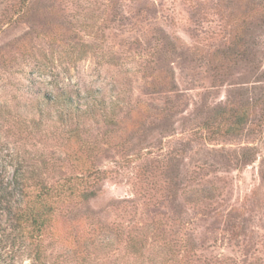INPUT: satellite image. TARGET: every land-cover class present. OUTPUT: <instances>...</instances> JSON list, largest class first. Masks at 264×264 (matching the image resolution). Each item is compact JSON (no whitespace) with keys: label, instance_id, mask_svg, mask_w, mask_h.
Returning a JSON list of instances; mask_svg holds the SVG:
<instances>
[{"label":"rangeland","instance_id":"obj_1","mask_svg":"<svg viewBox=\"0 0 264 264\" xmlns=\"http://www.w3.org/2000/svg\"><path fill=\"white\" fill-rule=\"evenodd\" d=\"M246 11L228 0H0V105L35 116L40 93L101 90L121 106V132L90 137L105 140L100 161L112 171L90 202V221L163 230L181 264H264V23L245 27ZM225 107H252L243 134L202 131ZM128 111L141 114L140 130H130ZM7 128L0 117V176L8 182L24 150L47 161L63 155L56 139L19 140ZM245 149L254 152L248 165ZM169 159L178 169L174 194L164 175ZM69 174L61 165L46 177ZM5 215L0 206V235ZM87 229L84 220L71 233L82 241ZM71 233L52 248L51 264H78L67 249ZM148 243L146 255L158 244ZM29 255L24 244L0 239V264H30ZM93 262L139 264L120 244Z\"/></svg>","mask_w":264,"mask_h":264},{"label":"trees","instance_id":"obj_2","mask_svg":"<svg viewBox=\"0 0 264 264\" xmlns=\"http://www.w3.org/2000/svg\"><path fill=\"white\" fill-rule=\"evenodd\" d=\"M228 1L230 5L247 8L246 17L241 19L245 27L248 20L253 21L250 28L262 26L264 0ZM239 29L241 35L237 36L242 39L245 35L240 25ZM236 46L238 48V44ZM35 107V116H25L7 105H0L2 123L9 124L6 131L19 140L38 142L56 139L61 143L63 155L47 161L41 159L38 153L34 155L24 150L20 160L12 165L14 173L11 181L0 176V206L6 213L8 225L7 233L0 235V239L6 237L29 248L30 264H51V250L55 244L63 242V231L71 233L75 224L86 220L88 229L84 233L85 238L78 240L71 233L70 240H66L69 255L78 264H93L98 253L111 251L116 244L124 246L139 264H181L173 244L179 245L167 239L163 230L152 232L149 227L143 233L126 232L107 226L104 221H90L96 219L90 202L98 197L101 183L112 176V171L103 168L100 161L103 152L98 145L105 140L96 138L91 142L90 137H94L99 129L104 130L100 133L102 138L109 140L120 134L118 110L121 106H113L101 90L90 88L86 92L57 89L49 95L40 93ZM126 113L136 119L130 130H140L143 125L141 114ZM252 116V107L219 108L216 115L203 122L202 131L212 136H240L252 121ZM253 156L252 149H245L240 159L242 165L250 164ZM167 163L164 172L168 179L167 189L174 194L180 183L171 173L178 169L173 159L167 160ZM61 165L68 169V176L61 175L54 181L46 177L47 172L57 170ZM145 170L144 176L152 173L153 168ZM148 233L150 235L146 238ZM149 238L158 244L146 255L153 246L148 243ZM186 251L190 253L189 249ZM186 256L191 257L190 254ZM187 261L184 259L183 263Z\"/></svg>","mask_w":264,"mask_h":264}]
</instances>
